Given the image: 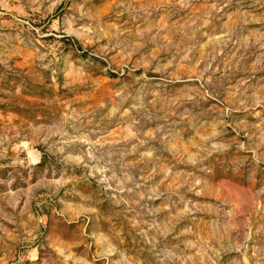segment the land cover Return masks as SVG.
I'll list each match as a JSON object with an SVG mask.
<instances>
[{
  "label": "rangeland",
  "instance_id": "rangeland-1",
  "mask_svg": "<svg viewBox=\"0 0 264 264\" xmlns=\"http://www.w3.org/2000/svg\"><path fill=\"white\" fill-rule=\"evenodd\" d=\"M0 264H264V0H0Z\"/></svg>",
  "mask_w": 264,
  "mask_h": 264
}]
</instances>
